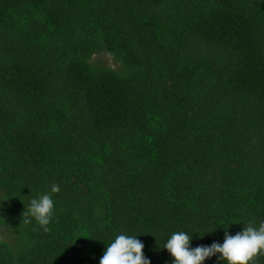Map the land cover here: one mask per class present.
Returning a JSON list of instances; mask_svg holds the SVG:
<instances>
[{
	"label": "trees",
	"instance_id": "obj_1",
	"mask_svg": "<svg viewBox=\"0 0 264 264\" xmlns=\"http://www.w3.org/2000/svg\"><path fill=\"white\" fill-rule=\"evenodd\" d=\"M52 184L45 233L23 212ZM261 222L264 0H0V264H100L119 234L172 264L174 232Z\"/></svg>",
	"mask_w": 264,
	"mask_h": 264
},
{
	"label": "clouds",
	"instance_id": "obj_2",
	"mask_svg": "<svg viewBox=\"0 0 264 264\" xmlns=\"http://www.w3.org/2000/svg\"><path fill=\"white\" fill-rule=\"evenodd\" d=\"M60 186L52 184L50 193L43 194L30 201L27 211L23 212V223L29 224L34 218L45 233L54 215L55 204L51 194L59 193ZM119 234L115 237L100 258V264H151L145 257L144 244L136 238ZM192 236L186 232H174L167 240L164 248L174 258L172 264H203V262L219 254L218 260L227 264H256L260 256H264V222L259 226L249 223L242 232L234 236L225 231L223 244L214 242L210 246L190 248Z\"/></svg>",
	"mask_w": 264,
	"mask_h": 264
},
{
	"label": "rangeland",
	"instance_id": "obj_3",
	"mask_svg": "<svg viewBox=\"0 0 264 264\" xmlns=\"http://www.w3.org/2000/svg\"><path fill=\"white\" fill-rule=\"evenodd\" d=\"M93 63H99L103 66L111 67L116 69L117 63L113 60V58L107 53H99L93 56Z\"/></svg>",
	"mask_w": 264,
	"mask_h": 264
}]
</instances>
